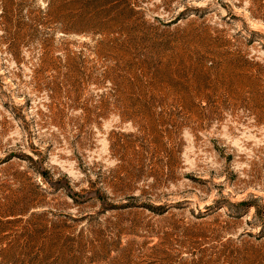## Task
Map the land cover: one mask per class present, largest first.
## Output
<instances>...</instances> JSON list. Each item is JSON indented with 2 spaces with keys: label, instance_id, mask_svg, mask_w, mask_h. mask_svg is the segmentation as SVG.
Instances as JSON below:
<instances>
[{
  "label": "rangeland",
  "instance_id": "obj_1",
  "mask_svg": "<svg viewBox=\"0 0 264 264\" xmlns=\"http://www.w3.org/2000/svg\"><path fill=\"white\" fill-rule=\"evenodd\" d=\"M79 6L0 0V204L63 264H264V0Z\"/></svg>",
  "mask_w": 264,
  "mask_h": 264
},
{
  "label": "trees",
  "instance_id": "obj_2",
  "mask_svg": "<svg viewBox=\"0 0 264 264\" xmlns=\"http://www.w3.org/2000/svg\"><path fill=\"white\" fill-rule=\"evenodd\" d=\"M45 1L47 9L55 5L57 11L64 15L65 31L80 33L85 25L79 5L84 0ZM24 26L28 24H16L14 27L20 31L19 28ZM69 197L75 199L73 195ZM4 201V205L0 204V264H63L61 257H52L55 250L61 252L66 249L60 243L64 235L56 231L57 227H47L51 221L46 219V215L38 211L30 212L35 207L25 201Z\"/></svg>",
  "mask_w": 264,
  "mask_h": 264
}]
</instances>
